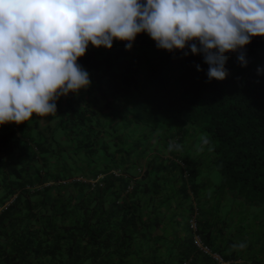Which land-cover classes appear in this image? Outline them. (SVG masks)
I'll return each instance as SVG.
<instances>
[{"label": "trees", "instance_id": "1", "mask_svg": "<svg viewBox=\"0 0 264 264\" xmlns=\"http://www.w3.org/2000/svg\"><path fill=\"white\" fill-rule=\"evenodd\" d=\"M250 39L247 66L226 53L211 82L201 55L146 33L89 43L90 87L0 125V264H264V37Z\"/></svg>", "mask_w": 264, "mask_h": 264}, {"label": "clouds", "instance_id": "2", "mask_svg": "<svg viewBox=\"0 0 264 264\" xmlns=\"http://www.w3.org/2000/svg\"><path fill=\"white\" fill-rule=\"evenodd\" d=\"M139 33L157 49L201 55L207 82L222 81L225 54L236 53L246 67L244 46L264 37V0H0V125L55 113L61 96L91 86L77 64L89 43L111 49L114 40L127 41L130 50ZM201 143L211 145L207 134Z\"/></svg>", "mask_w": 264, "mask_h": 264}, {"label": "built area", "instance_id": "3", "mask_svg": "<svg viewBox=\"0 0 264 264\" xmlns=\"http://www.w3.org/2000/svg\"><path fill=\"white\" fill-rule=\"evenodd\" d=\"M192 226H194V222H192ZM195 242H196V244H197L198 246L201 247V249H203L204 251H208L206 247H202V246H201L200 242H199L197 239H196ZM215 258L218 259V260H220V258H219L218 256H215ZM183 264H186V263L184 262Z\"/></svg>", "mask_w": 264, "mask_h": 264}, {"label": "rangeland", "instance_id": "4", "mask_svg": "<svg viewBox=\"0 0 264 264\" xmlns=\"http://www.w3.org/2000/svg\"><path fill=\"white\" fill-rule=\"evenodd\" d=\"M78 178H80V177H78Z\"/></svg>", "mask_w": 264, "mask_h": 264}]
</instances>
